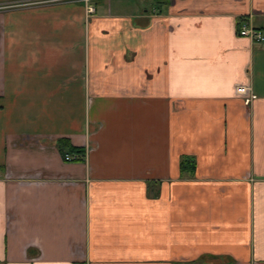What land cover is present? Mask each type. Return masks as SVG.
I'll return each mask as SVG.
<instances>
[{
  "label": "crops",
  "instance_id": "1",
  "mask_svg": "<svg viewBox=\"0 0 264 264\" xmlns=\"http://www.w3.org/2000/svg\"><path fill=\"white\" fill-rule=\"evenodd\" d=\"M21 1L0 0V264H264V42L238 34L264 0Z\"/></svg>",
  "mask_w": 264,
  "mask_h": 264
},
{
  "label": "built area",
  "instance_id": "2",
  "mask_svg": "<svg viewBox=\"0 0 264 264\" xmlns=\"http://www.w3.org/2000/svg\"><path fill=\"white\" fill-rule=\"evenodd\" d=\"M83 1L85 3L86 12L88 14H91L93 11V7L88 5L90 0H83ZM238 34L255 42H264V32L260 28L254 26L249 18L241 19L238 28ZM244 90H245L244 88L238 89V91H244ZM253 97L254 95L252 93L249 94L248 97H246L245 102L248 103ZM66 157L69 158L68 155H66Z\"/></svg>",
  "mask_w": 264,
  "mask_h": 264
},
{
  "label": "trees",
  "instance_id": "3",
  "mask_svg": "<svg viewBox=\"0 0 264 264\" xmlns=\"http://www.w3.org/2000/svg\"><path fill=\"white\" fill-rule=\"evenodd\" d=\"M63 141H64V140H63ZM58 145H59L61 151L63 152V155H65V147H64V144H62V143L60 142V143H58ZM74 151H75V152H78V153H82V152H83V149H81V148H77V149H75V148H74Z\"/></svg>",
  "mask_w": 264,
  "mask_h": 264
},
{
  "label": "rangeland",
  "instance_id": "4",
  "mask_svg": "<svg viewBox=\"0 0 264 264\" xmlns=\"http://www.w3.org/2000/svg\"><path fill=\"white\" fill-rule=\"evenodd\" d=\"M31 2H34V1H31V0H26V1H21V2H19V4H26V3H31ZM84 2V1H83ZM15 4H17V3H15ZM14 4V5H15ZM85 4V3H84ZM18 5V4H17ZM248 91H250V88L248 89ZM245 92H246V89H245ZM251 92V91H250ZM249 92V93H250ZM83 154H84V151L81 153V155L83 156ZM66 155H68V153H65V155H64V157L66 158V159H68L67 157H66ZM70 156V155H69ZM84 157V156H83ZM76 158H77V156H76Z\"/></svg>",
  "mask_w": 264,
  "mask_h": 264
}]
</instances>
